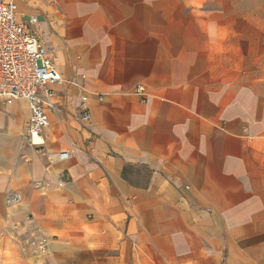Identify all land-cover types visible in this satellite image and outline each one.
Returning <instances> with one entry per match:
<instances>
[{
  "label": "crops",
  "instance_id": "obj_1",
  "mask_svg": "<svg viewBox=\"0 0 264 264\" xmlns=\"http://www.w3.org/2000/svg\"><path fill=\"white\" fill-rule=\"evenodd\" d=\"M14 2L63 83L39 148L0 102V264H264V0Z\"/></svg>",
  "mask_w": 264,
  "mask_h": 264
},
{
  "label": "built area",
  "instance_id": "obj_2",
  "mask_svg": "<svg viewBox=\"0 0 264 264\" xmlns=\"http://www.w3.org/2000/svg\"><path fill=\"white\" fill-rule=\"evenodd\" d=\"M28 22L35 24L36 18L31 17ZM62 83L54 49L47 47L41 36L25 28L19 20L14 0H0V102L7 105L15 101L26 103L29 118L25 140L29 146H43L42 134L50 125L49 113L58 111L51 102V87ZM143 90L141 86L136 87V93H143ZM81 120L89 122L87 111L81 114ZM69 156L68 151H62L53 158L64 161ZM62 185V182L58 183V186ZM30 237L34 254L45 255L47 238L37 229Z\"/></svg>",
  "mask_w": 264,
  "mask_h": 264
},
{
  "label": "rangeland",
  "instance_id": "obj_3",
  "mask_svg": "<svg viewBox=\"0 0 264 264\" xmlns=\"http://www.w3.org/2000/svg\"><path fill=\"white\" fill-rule=\"evenodd\" d=\"M21 141H22V143H23V137H21ZM23 146H24V144H23ZM25 147V146H24Z\"/></svg>",
  "mask_w": 264,
  "mask_h": 264
}]
</instances>
